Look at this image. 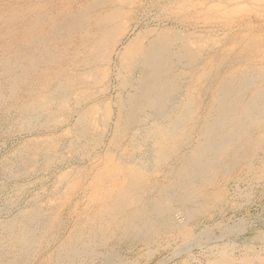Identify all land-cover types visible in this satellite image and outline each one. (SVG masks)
<instances>
[{
    "label": "bare ground",
    "instance_id": "6f19581e",
    "mask_svg": "<svg viewBox=\"0 0 264 264\" xmlns=\"http://www.w3.org/2000/svg\"><path fill=\"white\" fill-rule=\"evenodd\" d=\"M136 4L135 0H0V122L9 120L12 109L20 116L19 127L28 128L57 104L60 111L76 112L74 141L96 147L113 109L105 104L96 115L94 98L114 86L116 110L108 148L114 151L112 147L130 133L131 148L148 154L130 156L124 143L114 157L126 172L123 182L114 186L117 191L106 193L108 202L95 214L84 212L68 238L47 254L48 264H124L116 249L107 245L110 239L116 244L123 239L148 244L161 230L177 229L182 225L177 219L190 220L219 198L208 186L237 168L250 171L254 150L264 148L261 62L244 63L235 55L216 61L209 58L216 54L213 47H192L187 36L162 29L124 42L135 27L131 13ZM195 87L197 92L192 91ZM71 96L73 106L67 104ZM73 143V147L79 144ZM130 162L133 167H126ZM153 167L164 170L162 182L141 175L142 169ZM52 218L35 206L6 221L5 235L13 243L3 248L0 239L1 263H31L37 247L56 237L62 227L60 218ZM200 236L209 239L210 234ZM226 251L223 246L211 250L207 261L231 264L233 257ZM241 263L264 264V256L244 253Z\"/></svg>",
    "mask_w": 264,
    "mask_h": 264
},
{
    "label": "rangeland",
    "instance_id": "374dc122",
    "mask_svg": "<svg viewBox=\"0 0 264 264\" xmlns=\"http://www.w3.org/2000/svg\"><path fill=\"white\" fill-rule=\"evenodd\" d=\"M135 1L137 6L134 7L135 10L131 15L132 23H135L136 28L134 27V31L132 30L124 42L129 38L131 40L138 37L146 38L143 34L151 30L153 32L154 30L173 31L187 36L192 47L216 49V54L209 56L216 61L233 58L235 55L241 56L244 63L251 61L259 64L261 62L260 64L264 66V0ZM259 84H264V77L259 80ZM114 88L110 86L104 96L101 94L94 98L98 102L97 108H94L96 115L102 112L105 104L113 109L108 126L104 127L102 141L96 147L94 145L84 147L81 142L74 141L76 140L74 131V123L77 121L76 112L60 111L57 109V104L51 106L49 112H46L48 116L45 113L28 128L19 127L22 126L18 122L20 116L12 109L8 112L9 120L0 122V239H2L3 248L13 243L11 238L6 237L3 224L22 217V213L38 206L50 212L51 218L56 220L60 218L62 224L56 237H51V240L43 244L44 246L39 245L41 249L37 250V247V255H32L37 256L31 260L32 264H48L50 255L47 254L53 253L56 245L68 238L70 231L86 214L84 212L90 211L91 214H95L105 205L104 202H108V198H105L106 193L110 189L117 191L114 186L123 182L126 172L122 170V165L117 163L114 157L116 153L119 154L123 150L124 143L127 142L129 155L134 154L136 157L148 155L145 150L141 152L140 148H131L130 133L122 138L118 145L112 147L115 148L114 151L108 148L112 137L113 112L116 110L113 105L116 98ZM192 91L197 92V87ZM27 98L26 95L24 99L27 100ZM107 100H111V103ZM72 103L71 96L67 104ZM52 110L54 111L51 112ZM58 114L59 116H56ZM38 123L43 124L39 126ZM73 142L79 143V148L73 147ZM263 149L254 150V163L250 171H247L245 167L237 168L228 177L219 176L214 186H208V191L216 193L219 198L216 201L208 200L206 210H201L199 215L190 220L185 218L183 220V216L177 219L182 224L177 226V229L181 230L178 233L175 228L163 229L155 242L147 244L141 239H130L131 241L123 239L116 244L110 239L107 245L116 249L121 260L125 261L124 264L126 262L127 264L131 262V264H209L208 253L221 246L227 250L229 258L233 257L231 264H244L241 263L244 253L257 254L258 252L264 256ZM148 161L146 160L147 163ZM131 163H126V167L128 164L129 167H133ZM10 164L14 167H10ZM142 170L141 175L146 174L151 180L155 178L161 180L160 182L163 181L164 170L154 167L147 172L145 169ZM79 175L81 178H78ZM205 232L207 235L210 234L209 239L200 236ZM45 233L48 234V232ZM43 240L45 241V237ZM190 240L191 242H187ZM186 243L191 245L186 246ZM153 244L156 245L153 246ZM100 249L104 250L103 247ZM2 261L3 257L0 258V264H3ZM80 264H86V262Z\"/></svg>",
    "mask_w": 264,
    "mask_h": 264
}]
</instances>
